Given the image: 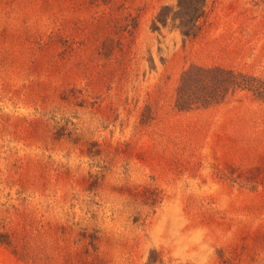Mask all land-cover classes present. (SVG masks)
<instances>
[{
	"label": "rangeland",
	"instance_id": "obj_1",
	"mask_svg": "<svg viewBox=\"0 0 264 264\" xmlns=\"http://www.w3.org/2000/svg\"><path fill=\"white\" fill-rule=\"evenodd\" d=\"M0 264H264V0H0Z\"/></svg>",
	"mask_w": 264,
	"mask_h": 264
},
{
	"label": "trees",
	"instance_id": "obj_2",
	"mask_svg": "<svg viewBox=\"0 0 264 264\" xmlns=\"http://www.w3.org/2000/svg\"><path fill=\"white\" fill-rule=\"evenodd\" d=\"M202 71H204V72H211L210 70H206V69H204V70L202 69ZM187 72H188V71H187ZM187 72L184 73V75H183V80H184V78H185L184 76L187 75ZM228 73H230V74H232V75L234 74L233 72H228ZM236 85H237L238 87H242V88L244 87V86H242L241 84H236ZM178 93H179V98H180V99L183 98V95H184V94H182V89H179V92H178Z\"/></svg>",
	"mask_w": 264,
	"mask_h": 264
}]
</instances>
